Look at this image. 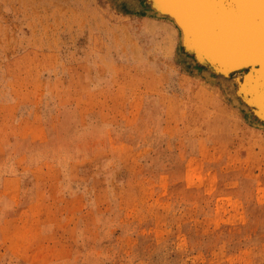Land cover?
Wrapping results in <instances>:
<instances>
[{
    "label": "rangeland",
    "instance_id": "1",
    "mask_svg": "<svg viewBox=\"0 0 264 264\" xmlns=\"http://www.w3.org/2000/svg\"><path fill=\"white\" fill-rule=\"evenodd\" d=\"M150 8L0 0V264H264V122Z\"/></svg>",
    "mask_w": 264,
    "mask_h": 264
},
{
    "label": "bare ground",
    "instance_id": "2",
    "mask_svg": "<svg viewBox=\"0 0 264 264\" xmlns=\"http://www.w3.org/2000/svg\"><path fill=\"white\" fill-rule=\"evenodd\" d=\"M145 3L151 6L150 13L178 29L184 51L208 67L212 76L229 78L237 72L240 76L232 82L242 96L239 101L264 122V0Z\"/></svg>",
    "mask_w": 264,
    "mask_h": 264
}]
</instances>
